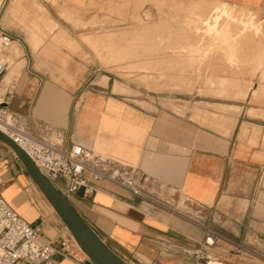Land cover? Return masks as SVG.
I'll use <instances>...</instances> for the list:
<instances>
[{"label":"crops","instance_id":"1","mask_svg":"<svg viewBox=\"0 0 264 264\" xmlns=\"http://www.w3.org/2000/svg\"><path fill=\"white\" fill-rule=\"evenodd\" d=\"M103 1L7 0L0 23L13 50L0 94L18 126L63 147L84 145L139 190L88 172L92 192L69 193L64 177L56 183L130 264H264V97L253 105L230 103L242 109L199 115L200 121L165 98L154 105L133 101L118 79L95 68L81 39L98 50L89 23L94 4ZM225 1L264 11V0ZM40 190L0 144L4 198L46 242L56 248L71 242L73 255L56 253L50 264H94Z\"/></svg>","mask_w":264,"mask_h":264},{"label":"rangeland","instance_id":"2","mask_svg":"<svg viewBox=\"0 0 264 264\" xmlns=\"http://www.w3.org/2000/svg\"><path fill=\"white\" fill-rule=\"evenodd\" d=\"M219 2L104 0L94 4L89 23L98 50L81 39L95 68L118 79L133 101L154 105L165 98L198 121L199 115L229 114L242 109L230 103L253 105L264 97V11L234 5L235 13L220 16L227 24L218 35L220 27L209 22ZM12 50L13 45L1 48L0 61H10Z\"/></svg>","mask_w":264,"mask_h":264},{"label":"built area","instance_id":"3","mask_svg":"<svg viewBox=\"0 0 264 264\" xmlns=\"http://www.w3.org/2000/svg\"><path fill=\"white\" fill-rule=\"evenodd\" d=\"M6 2L7 0H0V19ZM12 42V35L0 23V47L9 48ZM4 70L5 63L0 62V89ZM0 130L26 151L53 184L56 185L59 177L66 178L69 182V193L75 192L79 187H84L86 192L93 191L85 177V172L94 178L110 179L131 188L119 167L108 168L105 159L94 154L84 145L73 144L70 147H63L21 129L1 94ZM131 190L136 194L139 193L138 189L131 188ZM215 236L216 233L211 231L206 239L207 244H213ZM70 246L71 242L64 241L60 248H56L43 240L38 230L10 205L0 192V264H15L19 259L50 264L56 253L73 255Z\"/></svg>","mask_w":264,"mask_h":264},{"label":"water","instance_id":"4","mask_svg":"<svg viewBox=\"0 0 264 264\" xmlns=\"http://www.w3.org/2000/svg\"><path fill=\"white\" fill-rule=\"evenodd\" d=\"M0 140L8 145L16 154L18 160L51 202L62 221L78 242L80 248L94 264H130L99 236L57 186L43 174L33 159L20 145L1 130Z\"/></svg>","mask_w":264,"mask_h":264},{"label":"bare ground","instance_id":"5","mask_svg":"<svg viewBox=\"0 0 264 264\" xmlns=\"http://www.w3.org/2000/svg\"><path fill=\"white\" fill-rule=\"evenodd\" d=\"M236 5V4H235ZM215 7H216V9H217V12H215L214 14H213V19L209 22V24H211V25H213V28H218V27H220V32L218 31V35H221V34H223L224 33V30L225 29H223V27H224V25H226L227 23L225 22H223V23H220V16L221 15H227V14H232V13H235L236 12V8L234 9L233 7H234V3L233 4H231V3H229V2H227V1H225V0H222V2H219V3H216L215 5H214ZM230 22V21H229ZM224 42V41H223ZM3 49V48H2ZM0 51H1V47H0ZM15 52V51H14ZM13 52V53H14ZM8 56H12V53L11 54H9ZM1 62L3 63V61L1 60ZM175 105V104H174ZM228 106V105H227ZM229 107V106H228ZM36 184V183H35ZM40 191H42V190H40ZM50 202V201H49ZM50 204H51V202H50ZM52 205V204H51ZM52 207H53V205H52ZM53 209H54V207H53ZM55 210V209H54ZM56 211V210H55ZM57 213V212H56ZM58 214V213H57ZM67 229H68V227H67ZM70 231V230H69ZM71 233V232H70ZM72 235V234H71ZM72 238H73V240H74V242L79 246V244H78V242L76 241V239L74 238V236L72 235ZM79 248H80V246H79ZM81 249V248H80ZM82 250V249H81ZM83 251V250H82ZM84 252V251H83ZM85 253V252H84ZM86 254V253H85ZM87 255V254H86ZM88 257V256H87ZM215 262V261H214ZM217 262V261H216ZM217 264H224L223 262L221 263V262H217Z\"/></svg>","mask_w":264,"mask_h":264}]
</instances>
